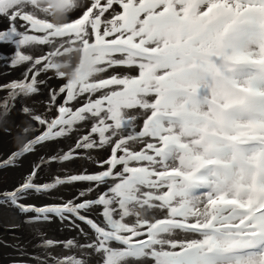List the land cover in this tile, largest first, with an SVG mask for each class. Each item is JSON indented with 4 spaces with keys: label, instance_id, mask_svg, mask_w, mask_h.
I'll list each match as a JSON object with an SVG mask.
<instances>
[{
    "label": "snow or ice",
    "instance_id": "snow-or-ice-1",
    "mask_svg": "<svg viewBox=\"0 0 264 264\" xmlns=\"http://www.w3.org/2000/svg\"><path fill=\"white\" fill-rule=\"evenodd\" d=\"M0 45V203L74 233L12 264H264V0H0Z\"/></svg>",
    "mask_w": 264,
    "mask_h": 264
},
{
    "label": "bare ground",
    "instance_id": "bare-ground-1",
    "mask_svg": "<svg viewBox=\"0 0 264 264\" xmlns=\"http://www.w3.org/2000/svg\"><path fill=\"white\" fill-rule=\"evenodd\" d=\"M12 52V48L7 45H0V54L3 55H10ZM6 69H4L2 62H0V73H4ZM19 71L20 70H15L12 71L10 76H4L0 75V80H5V79H12L16 78L19 76ZM55 83V81H53ZM36 99H40L37 97ZM15 128H13V132L11 135L6 134L2 129H0V152H7L9 150H14L17 145V140H16V133ZM64 144L67 143V141L63 142ZM33 159L32 156H29L28 161L25 163V167H27L28 163L31 162ZM68 167H73V165H68ZM20 171L19 169L15 170H0V174L2 173H7L10 177L8 187H11L14 185L17 180L19 179L20 176ZM7 187V186H6ZM62 191L65 193V195H69L71 192L75 191V189H62ZM32 202L34 203H40L41 199H34ZM1 211L4 213L2 214L3 219L0 220V235L4 234L3 237L0 236V255H2L5 252H14L18 253L17 248L21 246V244L18 242L20 240L25 241L23 245V250H30V252H40L41 253L44 251L40 247H35V244L38 242L40 243V239H31L26 235L25 231L17 230L15 228L9 229L6 228L7 226L13 224V223H21L23 227H25V230H29L30 227H41L45 229L48 232L47 237H57L58 239H62L66 236H71L74 235V233H71L67 228H63L60 222L54 221L51 224L47 223H26V217L19 213L17 210L13 208H5L4 205H1ZM10 213L12 217H9ZM1 223H4V225H1ZM36 238V237H35ZM7 240V241H4ZM10 243V244H8ZM55 252H60V249H53ZM17 259H28L27 256H14L12 260H17ZM10 260L9 258H3V261L6 262ZM31 264H36V262H31Z\"/></svg>",
    "mask_w": 264,
    "mask_h": 264
},
{
    "label": "rangeland",
    "instance_id": "rangeland-1",
    "mask_svg": "<svg viewBox=\"0 0 264 264\" xmlns=\"http://www.w3.org/2000/svg\"><path fill=\"white\" fill-rule=\"evenodd\" d=\"M15 129H16L15 132H18L19 131V129H17V128H15ZM4 153L5 152H0V155H3ZM9 180H10V177H9V175L6 172L0 174V190H3L5 188H8ZM1 205H2V203H0V220L3 219L2 214H4L1 211ZM7 214H9V217H12V215L10 213H7ZM1 225H4V223H1ZM6 228H9V229L15 228L17 230H21L22 232L25 231L26 232V235H27V232H28V230H25V227H23L21 223H13V224L7 226ZM29 230L30 231L28 232V234L29 235H33L34 237H37L38 234L42 235V233L44 234V232H45L44 230H42L41 227H30ZM0 236L3 237L4 234H2ZM44 236H45V234H44ZM41 238H42V236H41ZM18 242L21 244L20 248H23V245L22 244L25 241L20 240ZM8 244H10V243H8ZM38 245H39V243L37 245L35 244V247L38 246ZM29 253H41V251L40 252H30L29 251ZM12 254H13V256L14 255L18 256L19 255L18 253L5 252L2 255H0V261L3 260V258H9L10 260H8L6 262H3V263H0V264H12V261H13L12 260V258H13L12 257Z\"/></svg>",
    "mask_w": 264,
    "mask_h": 264
}]
</instances>
